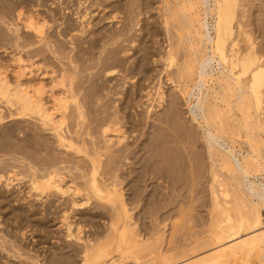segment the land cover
<instances>
[{
  "label": "bare ground",
  "instance_id": "bare-ground-1",
  "mask_svg": "<svg viewBox=\"0 0 264 264\" xmlns=\"http://www.w3.org/2000/svg\"><path fill=\"white\" fill-rule=\"evenodd\" d=\"M244 1L163 0L158 15L162 18L160 25L164 32L155 27L156 21L149 26L140 24L143 20H139V16L153 17L152 0H145L146 9L142 3L144 14L139 16L136 15L139 6L136 7L133 1L128 6L125 21L118 12L121 5L111 3L106 21L112 27L108 24L102 27L103 31L95 29L99 22L95 23L91 10L94 4L90 0H75L77 7L72 11L65 0H53L51 16L54 22H60L62 18H56L59 15L63 19L66 14L75 18L65 22L67 28L57 35L47 34L50 22L38 12L44 0H38V8L34 6L33 13L27 16L23 7L14 17L13 7H9L11 11L2 8L0 41L12 45L17 53L9 62L0 63V125L11 124L0 130V170L4 168L6 172L0 174V185L6 188V194H0V209L10 205L8 195L12 194L13 182L19 176L16 170L24 168L30 183L27 194L34 201L54 199L48 202L43 213L46 217L52 216L59 226L58 233H63L71 242L66 252L73 255L57 264H78L77 257L81 258L82 264H121L122 256L117 254L116 248L125 241L138 247L139 255L144 246V250L147 248L142 250L145 255H152L144 262L141 260L145 258L140 256L141 260L137 258L136 264H169L175 258L181 259V255L167 256L164 250L158 255L169 237L157 245L155 237L166 234L161 233V226L167 223L174 229L180 222L178 228L183 227V222L190 221L187 219L189 207L202 201V198L197 200L198 192H195L197 196L192 194L198 190L197 187L193 190L196 181L199 186L206 178V168L202 167H206L207 157L212 175L211 206L205 201L202 205L206 204L212 214L223 217V221L214 219L220 221L216 222L217 226L214 220L215 224L209 223L201 211L197 217L199 220L206 218L201 219L202 223L216 226L214 235L218 246L231 245L192 264H264V179L259 181L252 173L253 167L262 170L264 164L259 155L250 154L243 162L239 160L234 143L224 137L225 129L219 121L224 119L221 115L225 109L226 120L231 122L229 125L233 130H247L253 138L260 140L259 145H264L261 136L264 132L261 118L264 115V54L243 25L246 18L245 8H242ZM258 22H261L260 27L264 25L262 14L258 16ZM162 35L163 38L157 41ZM241 39L244 48L240 46ZM162 42L168 44L164 52L162 48L154 47ZM85 44L89 46L86 48ZM7 53L10 52L7 50ZM178 54L182 63L174 73ZM151 55L157 56L155 61L164 66H161V72L160 69L156 72L160 77L158 83L154 81L156 87L151 88L150 84V89L144 83L151 80L148 75L152 71L158 70L149 67ZM86 56H91L94 64L89 57L86 60ZM63 59L66 64L61 62ZM56 61L61 66H55ZM122 74H125L124 78L118 80ZM143 76L148 78L143 80ZM121 79L130 82L125 80L124 83ZM119 81L124 83L123 86L131 84V91L122 94L117 89ZM170 83L177 85L178 90L170 101L172 111L170 113L168 109V114L159 116L161 110L157 109L168 106L166 84ZM112 84L115 86L110 87ZM107 85L111 89L106 98L101 97L102 104L95 106V101V105L87 101V98H100L101 89L104 91ZM112 95L114 98L119 96V101L123 102L114 105L117 97L114 99ZM182 100L194 106L186 118L180 113L172 114ZM140 104L146 106L145 115L133 112ZM114 107L118 110L111 112ZM183 119L190 121L202 135L194 128L181 126ZM32 121L37 124L34 133L21 127ZM199 144L202 150H199ZM194 147L200 151L196 152L198 157L201 152L206 153L204 165L195 162V152L192 154L191 151ZM251 149L256 154V148ZM189 156L194 159V164L201 163L200 171L205 170L200 172L203 178L199 174L200 166H192ZM220 171L229 175L231 182L227 183L229 180L225 177V183L230 186H224ZM193 172L201 176L200 183L192 177L195 176ZM206 175H210L209 172ZM192 197L197 201H191ZM229 198L233 200L228 201ZM97 202H105V205ZM195 205L190 208L194 210L198 206ZM39 206L27 214L28 218L34 219L39 214L36 210ZM95 207L97 211H94ZM6 210L17 218H24V211L14 212L10 207ZM44 214L41 213L42 219ZM192 214L190 217L194 218ZM106 218L109 220L103 227L102 221ZM190 222L194 225L192 218ZM187 223L184 224L185 231L187 226L192 227ZM48 224H45L46 231ZM182 230L176 231L180 238ZM172 232L174 234V230ZM171 234V237L177 236ZM174 239L171 243L168 240V247L176 244ZM149 241L157 248L152 249ZM188 242L185 246L190 247ZM202 242L204 246L205 241ZM196 245L191 246L195 256L201 251L195 248L199 247ZM148 248L158 251L149 254Z\"/></svg>",
  "mask_w": 264,
  "mask_h": 264
},
{
  "label": "rangeland",
  "instance_id": "rangeland-1",
  "mask_svg": "<svg viewBox=\"0 0 264 264\" xmlns=\"http://www.w3.org/2000/svg\"><path fill=\"white\" fill-rule=\"evenodd\" d=\"M38 0H0V19L2 18V17H4V15H3V12H2V8L4 7V8H6V9H8L9 7H13V11L14 12H12L13 13V17L16 15V13H17V11L21 8V7H23L24 9H23V12H24V14H25V16H27L28 14H30V13H33L32 11L34 10L33 9V7L34 6H37V8H38V5H37V2ZM45 1V3H42L43 5H42V7L41 8H38V12H40V14L44 17V18H46V20L47 21H49L50 22V25H49V27L47 28V34H50V33H52V34H54V35H57L58 34V32H61L63 29H65V28H67V26L64 24L65 22H67L68 20H70L71 21V18H73V19H75L71 14H66L65 15V17H64V19H63V17H61L60 15L59 16H57L56 18L57 19H61L60 20V22H59V20H58V22H54L53 20H54V18H52V16H51V9L52 8H54V6H51V5H53L54 4V2H53V0H44ZM66 2V5L68 6V7H70L69 9H70V11H72V10H75L76 9V7H77V4H76V6H75V4L74 3H76L75 2V0H74V2H73V0H65ZM91 2H92V4H94V7H93V5H92V11H93V13H94V16H95V20H96V22L95 23H98V26H96L95 27V29H97V30H104V28H102V27H105L106 25H108L109 24V26L110 27H112V24H110L109 23V21H106V18H107V14L109 13V11H110V4L111 3H115L116 5L118 4L120 7H121V9H119L118 10V12H119V14H120V16L123 18V20L127 17V10H128V6L133 2V1H135V4H136V7L137 6H139V9L137 10V12H136V15H138L139 16V14L141 13V14H144V11H142L141 9H142V3L145 5V0H90ZM113 1H115V2H113ZM153 1V8L151 7V9L153 10V11H151L152 12V16L154 17H149V16H139V20H143L140 24H144V25H151L152 23H153V21H156V25H155V27H157V28H159V30L161 31V32H164V29L163 28H161L162 27V25H160L161 24V20H162V18L161 17H159V15H158V8L160 7V6H162V2H163V0H152ZM37 2V3H36ZM39 5L41 4V1L38 3ZM97 4L99 5V4H102L103 6L102 7H98L97 6ZM9 5H11V6H9ZM5 6H8V7H5ZM66 6V7H67ZM245 8V11H246V18H245V20H244V22H243V25H244V27H245V30L247 31V32H249L252 36H253V38H254V40H255V42L257 43V45H258V49H259V51L261 52V53H263L264 54V25L262 26V27H260V23L261 22H258V16L259 15H263L264 16V0H245L244 2H243V6H242V8ZM3 8V9H4ZM10 9V8H9ZM8 9V10H9ZM50 9V10H49ZM145 9H146V5H145ZM12 9H10V11H11ZM36 10V9H35ZM68 11V10H67ZM37 12V11H36ZM35 14V13H34ZM128 16H129V12H128ZM125 21V20H124ZM64 24V25H60V24ZM69 23V22H68ZM263 24H264V22H263ZM121 23H120V26L119 27H121ZM116 26H118V25H115V27ZM0 28H3V24L0 22ZM118 28V27H117ZM97 33H99V32H96V34ZM145 34L147 35V31L145 32ZM1 38V37H0ZM163 38V35L162 36H160L158 39H156L157 41H159V40H161ZM89 46V44H85L84 45V47H88ZM167 46H168V44L167 43H165V44H163V42L162 43H160V44H154V47H155V49H158V50H160L161 48V50L164 52L165 51V49L167 48ZM240 46H241V48H244L245 47V43L243 42V40L241 39V42H240ZM7 50H8V52H10L9 54L7 53ZM157 50V51H158ZM26 51H29V49H26ZM156 51V50H155ZM17 52H16V50H15V48H13V46L12 45H8V44H6L5 42H3V41H0V63H1V61H3V62H9L10 61V59H11V57H12V55H15ZM91 56L94 58L95 57V54H91ZM89 57V56H86V60H87V57H89L92 61H90L92 64H94V61H93V59H92V57ZM264 56V55H263ZM26 59H27V57L26 56H24ZM88 58V59H89ZM158 57L157 56H153V55H151L150 56V60H149V67H151L152 69L154 68V69H158V70H156V71H152L151 73H150V75H148L149 76V78L150 77H152L151 78V80L153 79V78H155L154 80H150L149 82H146L145 81V83L144 84H148V86L147 87H149L150 86V84H151V88L153 87V88H155L156 86V83H158V79H160V77L158 76V73L156 74V72L158 71L159 72V69H160V72H161V70H163L162 69V67L164 66L163 64L161 65L160 63H157L155 60L157 59ZM89 59V60H90ZM182 58H180V55L178 54L177 55V58H176V62L174 63L175 65H174V68H173V70H172V68L170 69V70H172V72H174V73H176L177 72V69L179 68V66H180V64L182 63ZM89 60L87 61V62H89ZM61 62H63L64 64H66V60H61ZM86 62V63H87ZM59 62L58 61H56L55 63H54V65L55 66H59L60 64H58ZM85 63V64H86ZM90 63V64H91ZM87 64H89V63H87ZM86 64V65H87ZM89 64V65H90ZM159 64V65H158ZM25 65H29L28 63H25ZM179 65V66H178ZM46 66V65H45ZM61 66V65H60ZM162 66V67H161ZM165 67H166V65H165ZM164 67V68H165ZM148 68V67H147ZM167 68V67H166ZM150 69V68H149ZM49 70H51V69H49ZM151 70V69H150ZM156 75L158 78H156L154 75ZM123 75V74H122ZM118 76L119 78H118V80H120V78H124V76H125V74L123 75V76ZM153 75V76H152ZM163 75V74H162ZM161 75V77H162V80L164 79V75L162 76ZM145 76H143V80L145 79L146 80V78H148V77H146V78H144ZM121 79V80H122ZM126 80V79H125ZM125 80H122L123 82L125 81ZM158 80V81H157ZM122 81H119V84L120 85H122V87L118 84V82H116L117 84H118V90H120V92L122 93V94H126V92L128 91V90H130L131 91V88L133 87L131 84H126L125 86H123V84L125 83H123ZM154 81H157L156 83H154ZM115 82V81H114ZM126 82H130L129 80H126ZM154 83V84H153ZM113 84H115V83H113ZM110 85V87H112V86H115V85ZM146 85H144V86H146ZM167 85V86H166ZM165 86H166V92H168V95H169V97H168V99H169V102H168V106H166L164 109L161 107L160 109H157V110H161L159 113H158V115L160 116L161 114H164L165 112L167 113L168 112V109H169V107H170V109H171V98H172V96H175L176 94H177V88L175 87V86H177V85H173V84H166ZM210 85H212V84H210ZM87 86V85H86ZM149 87V88H150ZM87 88H88V86H87ZM149 88L147 89V90H149ZM150 88V89H151ZM103 89L104 88H102L101 90H102V92H103V94H101V91H100V94H99V96L100 95H102V96H100V98L102 97V98H106L105 97V95L107 96L108 95V93H109V91H110V89L111 88H108V85H107V88L103 91ZM116 89V90H117ZM115 90V91H116ZM117 90V91H118ZM116 91V92H117ZM129 91V92H130ZM119 92V91H118ZM119 92V93H120ZM115 93V92H114ZM142 95V94H141ZM145 95V94H144ZM113 96V98H114V95H112ZM112 96H109V97H112ZM116 97V100H117V103H115L114 105H116L117 104V106L119 105V104H121L122 102H123V100L120 102L119 100L121 99L119 96H117V95H115ZM122 97H124V95L122 96ZM99 97H95V100L93 99H91V98H87V101L88 102H92V104H94V101H95V103L97 104V105H95V106H99V104H102V98L100 99ZM114 98V99H115ZM89 99L91 100V101H89ZM234 99H232V101H233ZM145 101V100H144ZM192 102L193 103H195L196 104V101H195V99H193L192 100ZM191 102V103H192ZM194 104V105H195ZM114 105H112V107L114 106ZM193 105H191V106H189V105H187V103L185 102V101H179V107H178V109H176V110H174L175 112H172V114L173 113H175V114H182L183 116H184V118H186V117H188L189 116V111H190V108L192 107ZM194 107V106H193ZM169 109V112L170 111H172V110H170ZM172 109H174V108H172ZM195 109V108H194ZM193 109V110H194ZM116 110H118V109H116L115 107H114V109L112 110L111 109V112H115ZM164 110V111H163ZM71 111V110H70ZM134 113L136 112V113H139L140 115H145L146 114V106H143L142 104H140V106H138V107H136V109L133 111ZM177 112V113H176ZM226 112V110L224 109L223 110V115H221V116H223L224 117V119L223 118H220L219 119V121H220V123H222V125H223V129H225L224 130V132H225V138H227L228 140H229V142H233L234 143V146H235V151H236V155H237V157H238V159L239 160H241L242 162H243V158L244 157H246V156H248V155H255V156H258L259 157V159H260V161H261V163H263L264 164V145L263 144H258L257 142L258 141H260V140H258L257 138V140L255 139V138H253V135L251 134V133H249V131H242V130H233V127L231 126V125H229L231 122H229V120H228V122H227V120H226V118H227V114L225 113ZM171 113V112H170ZM263 113V112H262ZM168 114V113H167ZM226 117H225V116ZM253 115L255 116V113L253 112ZM261 118H262V120H263V123H264V115L262 114L261 115ZM71 120V119H70ZM71 122V121H70ZM129 125V124H128ZM11 126V124H8V123H5V124H2V125H0V130H5V129H7V128H9ZM181 126H183V127H191V128H194L195 129V127L193 126V124L190 122V121H187V120H182L181 121ZM21 127L22 128H24L25 130H27V132H30V133H34V128H36L37 127V124L34 122V121H32V122H30V124L29 123H27V124H23V125H21ZM231 127V128H230ZM185 129V128H184ZM186 130V129H185ZM195 131L198 133V134H201L202 135V132L200 131V130H196L195 129ZM234 133V134H233ZM247 133V134H246ZM261 136L264 138V132L263 133H261ZM261 136H260V138H261ZM251 137V138H250ZM50 141H52V140H50ZM247 141V142H246ZM253 144V145H251V144ZM192 145V144H191ZM200 146H199V150L201 149L200 147H202L201 146V144H199ZM248 146V147H247ZM188 147H190V146H188ZM256 148V154H253V150L251 149V148ZM261 147V148H260ZM195 148V149H194ZM194 148H192V154H194L193 152H195V155H196V152L198 151V150H196V147H194ZM195 150V151H194ZM202 150V149H201ZM239 150H240V152H239ZM261 150V151H260ZM191 151H189L190 152V154H191ZM251 151V152H250ZM198 152H200V151H198ZM202 153V152H201ZM200 153V157H202L199 161H196V157H198L197 155L196 156H194V155H190L191 157H193V158H195V162H202V165H206V167H202V165H199V164H201V163H196V164H198L199 166H200V169H198L199 170V174H201V173H204V171L206 170L207 171V173L209 172V174L210 175H208L209 176V178H208V176L205 174V176H206V178L204 177V179H202V181H201V176H202V178H203V174H201V176L198 174V172L195 174L194 172V175L195 176H192V177H195V178H197V180H198V183H200V181H201V183L199 184V186H198V184H197V181H196V183H195V185H197V186H193L192 187V185L191 184H193V181H194V179H192L193 181L192 182H190V188L192 187L193 188V190L195 189V187H197V191L195 190L194 191V194H195V192L197 193L198 192V194H200L198 197H197V200H199L200 198H202L201 200V205H202V203H203V201H205L204 203H207V204H209L210 202H211V197L209 198V196L211 195V185H212V175H211V165H210V161H209V159H208V157L206 156V153H203V154H201ZM197 154H199V153H197ZM247 154V155H246ZM202 155H204V158H203V156ZM239 155V156H238ZM2 156V154L0 153V157ZM187 157V158H189V160H192V161H189V162H194V159H192L191 157ZM200 157H198V159L200 158ZM206 157H207V159H206ZM197 159V160H198ZM206 159V162L204 161V160ZM203 161H204V164H203ZM192 163H190L191 165H192ZM194 164V163H193ZM196 164H194V165H192V166H195ZM198 165H196L197 166V168L199 167ZM188 166V165H187ZM190 166V165H189ZM188 166V167H189ZM192 166H190V168L192 167ZM206 168L203 172H201L200 170L202 169V168ZM195 168V167H194ZM193 168V170H195ZM258 168V167H257ZM255 169V167H253V169H252V173H253V175H256V176H258V179H259V181H263V177H264V167H263V169L262 170H260L259 168L258 169ZM192 169V168H191ZM197 170V171H198ZM257 171V172H256ZM259 171V172H258ZM261 171H262V173H261ZM16 172H17V174L19 175L16 179H18L17 181L15 180L14 182H13V188H12V194H9L8 196H10V201H11V203H10V205L9 206H6V207H4V208H1L0 209V216H1V219H0V222H1V224H2V226L0 227V264H6L7 262L8 263H11V264H57V262L59 261V260H61V259H64V260H67L68 259V257L70 256V255H73L72 253H67L66 251L68 250L67 249V247L71 244V242L70 241H67L66 239H65V237H64V234L63 233H58V228H59V226H57L56 225V222H54V220H53V218H52V216H49V217H46L45 216V214L43 213V211H44V208L46 207V205L48 204V202H50L51 200H54V199H50V200H47V198H44L43 200H38V201H34V199L33 198H31L27 193H28V189H29V187H30V183H29V177H28V174H27V172H26V170L24 169V168H18L17 170H16ZM201 172V173H200ZM221 173V180L223 181V184H225L224 186H228L227 185V183H230L231 181L228 179V177L227 176H229V175H227V173L226 172H223V171H220ZM255 172V173H254ZM6 172H5V170H4V168H2L1 170H0V174H2V175H4ZM198 174V176H196ZM259 174V175H258ZM193 175V174H192ZM223 175V176H222ZM226 175V176H225ZM200 177V178H199ZM225 177H227L226 179H228L229 180V182L227 181V180H225ZM262 177V178H261ZM199 178V179H198ZM191 179V178H190ZM225 180V181H224ZM191 181V180H190ZM227 181V183H225ZM194 185V184H193ZM210 185V186H209ZM230 186V185H229ZM190 188H189V190H190ZM191 188V189H192ZM228 188V187H227ZM229 189H231V187L229 188ZM22 190V191H21ZM193 190H191V191H193ZM210 193V194H209ZM0 194L2 195V196H4V194H6V188L4 187V185H0ZM192 194V193H191ZM192 194V196H197V194ZM194 198V199H193ZM24 199H26V200H24ZM192 200L191 201H197L196 199H195V197H192L191 198ZM209 200V202H206V200ZM233 199L232 198H229L228 199V201H232ZM199 202V201H198ZM97 203H101L102 205H105V202H97ZM190 203H192V202H190ZM193 203H195V202H193ZM100 204V205H101ZM196 204V205H195ZM195 204H192L191 206H193V205H195V206H197L196 208L195 207H193V208H195L194 210H192V208H190L188 205V207H189V209H191V210H189L186 206V208L188 209V212H187V210H186V212H187V214L189 213V211H190V215L188 214V216L189 217H187L186 215V212H185V217L184 218H186L187 217V219L189 218L190 219V221H191V218H192V220L194 221L193 223H194V225L190 222V221H187L186 222V220H185V222L187 223V225H189V224H191L192 225V227L190 228V225L189 226H187V225H185V226H187L186 227V231H185V227H184V224H186V223H184L183 221V227H184V230H182L183 229V227H182V225H181V227L180 228H178L179 227V225L181 224V222L177 225V227H174V229H173V227H171V225H169V223H167V225L165 224V226H167V227H169L170 229H168L167 227H165L164 225L163 226H161V228H162V230H161V233L162 234H165V235H163V237H160V236H157V237H155L156 238V241H155V244L157 243V244H160L159 243V241L161 240V242L163 243L164 241H166V240H164V238L166 239L167 237H169V238H176V239H174L173 240V242L175 241V243L176 244H172L171 246L172 247H168V245L170 246V244H168L167 242H168V240H169V238H167L168 240H167V242H165V243H167V244H165L164 243V248L162 249L161 248V246H163V244L162 245H158V249H159V247L161 248V249H159L160 251H158V250H156V246H153V244H152V241H149L152 245V249L154 248V247H156L153 251H158L159 253H158V255H160L161 254V252H163V250H164V254H166L167 256H172V255H181V256H183L182 258H181V256H180V258L182 259H178V258H175V260H173V261H171L169 264H192V262H194L195 260H198V259H200V258H207L208 256H211L214 252H216L217 250H220V249H222L223 247H227V246H229V245H231V244H224V245H221V246H218L217 244H216V242L215 241H217L216 240V238H215V235L214 234H216L217 233V229H216V226L218 225L217 223L218 222H220V221H223L222 219H223V217H216V215L214 216V214H212L213 212H212V210L211 209H209V207L211 206V204H209L208 206L206 205V204H204V205H200L199 203H195ZM37 205H40L39 207H37L36 208V210H38L39 211V214L34 218V219H32V218H28V215L27 214H29L31 211H35V207L37 206ZM190 205V204H189ZM205 205H206V207H205ZM199 206H200V210L198 209L199 208ZM204 206V207H203ZM12 208L13 209V211L15 212H17L18 210H21V211H24V213H25V215H24V218L26 219V218H28V219H24V218H17V217H15V215H12V214H8L9 212H8V210H6V209H8V208ZM97 208H98V205L96 206ZM96 207L95 208H93L94 209V211H97V209H96ZM179 210V209H178ZM195 211V212H194ZM197 211V212H196ZM198 211L200 212V213H202L206 218H207V222H209V223H213V224H215L216 222V226H214V225H212V227H211V224L210 225H208L207 224V222L205 223H202L203 222V220H205L206 218H201V219H203V220H199L198 218L199 217H197V213H198ZM28 212V213H27ZM42 214H44L43 216H44V218L42 219V215H41V213ZM191 212L193 213L192 214V216L193 215H195L196 216V219H195V216H194V218L193 217H190L191 216ZM4 213H6V214H4ZM200 213L198 214V215H200ZM184 214V213H183ZM201 214V217L203 216ZM209 214H212V216L211 215H209ZM263 215H264V211H263ZM7 216V217H6ZM27 216V217H26ZM210 216V217H209ZM214 216V217H213ZM213 217V218H212ZM108 218H110V217H108ZM209 218H210V220H211V222H210V220H209ZM219 219L220 221H218V220H214V219ZM183 219V218H182ZM188 219V220H189ZM198 219V220H197ZM108 220L109 219H105L104 221H102V223H104V226L103 227H105V225L107 224V222H108ZM213 220L215 221V223L213 222ZM50 221H52V222H50ZM47 223H50V224H48V227H49V229H47V231H46V229H45V224H47ZM210 226V227H209ZM190 228V229H187V228ZM176 228H178L177 230L179 231V229H180V231L182 230L183 232H181L182 233V235H181V233H180V235L182 236L181 238L183 239H185V241H187L188 239H189V246L190 247H188L187 245L185 246V244L187 243H185V241H184V239H183V241H182V239L180 238V236H178L179 234H177L178 232H176L175 231V229ZM182 228V229H181ZM105 229H107V227L105 228ZM172 229V230H171ZM174 230V234H171V233H173L172 231ZM214 230V233H212V231ZM162 231H164V233L162 232ZM185 232V233H184ZM160 233V234H161ZM161 234V235H162ZM170 234L172 235V236H174L175 234L177 235L176 237H171L170 236ZM183 234H186L187 236L189 235V234H191V237L192 238H195L196 240H198V239H200L199 241H200V243L204 240L205 241V243H204V246H203V242H202V244H200V243H197V241L195 240V239H193L192 240V238L190 237V236H188L189 238H187V236H183ZM213 234V235H212ZM194 235V236H193ZM144 236V235H143ZM151 236V235H150ZM150 236H148V237H146V238H149ZM165 236V237H164ZM177 237L179 238L178 240H177ZM92 238V237H91ZM158 238H160L158 241H157V239ZM163 238V239H162ZM186 238H187V240H186ZM171 239L169 240V243H171L170 241H171ZM181 239V240H180ZM191 239V240H190ZM203 239V240H202ZM213 239V240H212ZM153 240V239H152ZM177 240V241H176ZM196 242H195V241ZM154 241V240H153ZM193 241V242H192ZM206 241H208V242H206ZM183 242V243H182ZM154 243V242H153ZM194 243V244H193ZM156 244V245H157ZM197 244V245H196ZM200 244V245H199ZM206 244V245H205ZM167 245V246H166ZM192 245H196V246H199V247H195V248H199L201 251H200V254L199 255H197V256H195L194 255V251H195V249L193 250L192 249V247L194 248V246H192ZM118 247L116 248V252H117V254L118 255H121L122 256V260H121V264H136V259L138 258V259H140L139 257L141 256H143V258H145V259H143V260H141V262L143 261H145V260H147L148 258H150L152 255H145V253L146 252H143L142 250H144V248H145V246H144V248L142 247L141 248V254L139 255V253L138 252H140V250L138 249V247L136 248V247H134V246H132V244H130V243H128V242H122V243H120V245H117ZM150 246V245H149ZM149 246H147V247H149ZM151 246H150V248H151ZM192 246V247H191ZM201 246V247H200ZM203 246V247H202ZM166 247H167V249H166ZM64 248L66 249L65 251H64ZM140 248V247H139ZM204 248V249H203ZM139 251H138V250ZM147 249V248H146ZM145 249V250H146ZM149 249V248H148ZM152 249L150 250L151 252H149V254H151L153 251H152ZM187 249H188V252H189V255H188V252H187ZM189 249H192L193 251L191 252V251H189ZM203 249V250H202ZM137 250V251H136ZM144 250V251H145ZM181 250H182V252H181ZM185 250H186V252L187 253H185ZM148 251V250H147ZM168 251V252H167ZM143 252V253H142ZM185 253V255H182L181 253ZM157 253V252H156ZM156 253L154 254L153 253V255H156ZM147 254H148V252H147ZM198 254V253H197ZM188 255V257H186V258H184V256H187ZM184 258V259H183ZM134 259H135V261H134ZM179 260V261H178ZM181 260V261H180ZM76 261H77V263L78 264H82V261H81V258H79V257H77L76 258Z\"/></svg>",
  "mask_w": 264,
  "mask_h": 264
}]
</instances>
